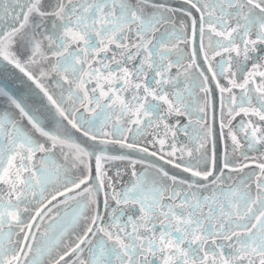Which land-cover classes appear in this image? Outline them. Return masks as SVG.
Returning <instances> with one entry per match:
<instances>
[{"label":"snow or ice","instance_id":"snow-or-ice-1","mask_svg":"<svg viewBox=\"0 0 264 264\" xmlns=\"http://www.w3.org/2000/svg\"><path fill=\"white\" fill-rule=\"evenodd\" d=\"M0 100V264H264V0H0Z\"/></svg>","mask_w":264,"mask_h":264},{"label":"water","instance_id":"water-1","mask_svg":"<svg viewBox=\"0 0 264 264\" xmlns=\"http://www.w3.org/2000/svg\"><path fill=\"white\" fill-rule=\"evenodd\" d=\"M217 97H218V93H217ZM5 107H6V105L4 104V102L2 100H0V111H2Z\"/></svg>","mask_w":264,"mask_h":264},{"label":"flooded vegetation","instance_id":"flooded-vegetation-1","mask_svg":"<svg viewBox=\"0 0 264 264\" xmlns=\"http://www.w3.org/2000/svg\"><path fill=\"white\" fill-rule=\"evenodd\" d=\"M237 119H239V118H237Z\"/></svg>","mask_w":264,"mask_h":264}]
</instances>
